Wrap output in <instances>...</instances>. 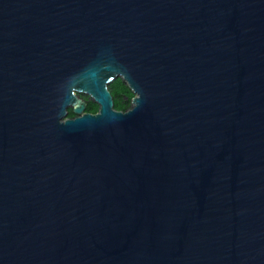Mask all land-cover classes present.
I'll list each match as a JSON object with an SVG mask.
<instances>
[{"label": "water", "instance_id": "95a60500", "mask_svg": "<svg viewBox=\"0 0 264 264\" xmlns=\"http://www.w3.org/2000/svg\"><path fill=\"white\" fill-rule=\"evenodd\" d=\"M0 264H264V0H0Z\"/></svg>", "mask_w": 264, "mask_h": 264}, {"label": "trees", "instance_id": "16d2710c", "mask_svg": "<svg viewBox=\"0 0 264 264\" xmlns=\"http://www.w3.org/2000/svg\"><path fill=\"white\" fill-rule=\"evenodd\" d=\"M111 89L109 90L114 99V109L120 112H126L130 109L133 99L136 95L130 90L127 84L121 79L116 78L111 83ZM87 113H97L98 107L95 104L89 103L86 108ZM75 115L72 110L68 111L67 118L72 119Z\"/></svg>", "mask_w": 264, "mask_h": 264}, {"label": "rangeland", "instance_id": "374dc122", "mask_svg": "<svg viewBox=\"0 0 264 264\" xmlns=\"http://www.w3.org/2000/svg\"><path fill=\"white\" fill-rule=\"evenodd\" d=\"M110 85H111V84L108 85L109 90L111 89V86H110ZM78 97H79L81 100H83L86 104L91 103V104H95L97 107H99L98 103L95 102L94 99H93L90 95H88V94H85V93H79V94H78ZM131 108H132V104H131V106H130V109H131ZM130 109H129V110H130ZM69 110H72V107L69 108Z\"/></svg>", "mask_w": 264, "mask_h": 264}, {"label": "flooded vegetation", "instance_id": "af4514ba", "mask_svg": "<svg viewBox=\"0 0 264 264\" xmlns=\"http://www.w3.org/2000/svg\"><path fill=\"white\" fill-rule=\"evenodd\" d=\"M87 106H88V104H87ZM98 111H99V107H98ZM98 113V112H97ZM97 113H94V114H97ZM92 114V113H91Z\"/></svg>", "mask_w": 264, "mask_h": 264}, {"label": "bare ground", "instance_id": "6f19581e", "mask_svg": "<svg viewBox=\"0 0 264 264\" xmlns=\"http://www.w3.org/2000/svg\"><path fill=\"white\" fill-rule=\"evenodd\" d=\"M95 100V99H94Z\"/></svg>", "mask_w": 264, "mask_h": 264}]
</instances>
